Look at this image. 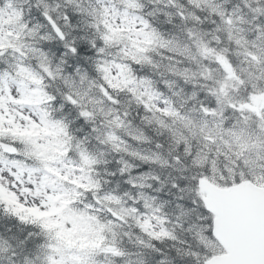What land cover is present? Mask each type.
I'll use <instances>...</instances> for the list:
<instances>
[{"label":"snow or ice","instance_id":"obj_1","mask_svg":"<svg viewBox=\"0 0 264 264\" xmlns=\"http://www.w3.org/2000/svg\"><path fill=\"white\" fill-rule=\"evenodd\" d=\"M221 257L264 264V0H0V264Z\"/></svg>","mask_w":264,"mask_h":264},{"label":"water","instance_id":"obj_2","mask_svg":"<svg viewBox=\"0 0 264 264\" xmlns=\"http://www.w3.org/2000/svg\"><path fill=\"white\" fill-rule=\"evenodd\" d=\"M248 237L246 233L243 231L242 228L237 226H230L225 230L224 233V241L230 242L233 245H239L243 244L247 241ZM235 258V257H232ZM229 257H221V262L224 264L225 261H227Z\"/></svg>","mask_w":264,"mask_h":264}]
</instances>
